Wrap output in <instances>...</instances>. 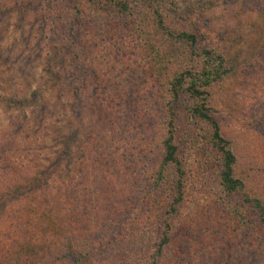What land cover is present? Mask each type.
<instances>
[{
  "label": "trees",
  "instance_id": "obj_1",
  "mask_svg": "<svg viewBox=\"0 0 264 264\" xmlns=\"http://www.w3.org/2000/svg\"><path fill=\"white\" fill-rule=\"evenodd\" d=\"M55 1L51 28L83 78L76 32L93 41L110 23L134 33L152 88L140 99L152 109L134 106L114 122L109 92L63 118L48 164L0 184V264H190L209 230L224 254L236 247L264 264V198L247 190L213 107L215 85L255 64L229 63L201 13L213 0ZM202 170L214 182L199 190ZM197 196L208 208L202 222Z\"/></svg>",
  "mask_w": 264,
  "mask_h": 264
},
{
  "label": "rangeland",
  "instance_id": "obj_2",
  "mask_svg": "<svg viewBox=\"0 0 264 264\" xmlns=\"http://www.w3.org/2000/svg\"><path fill=\"white\" fill-rule=\"evenodd\" d=\"M55 4V0H0V184L20 180L48 164L60 143L63 118L74 111L83 113L89 97L96 96L98 101L113 93L110 113L116 111L114 122L134 106L151 113V99L145 98L146 103L140 99L152 88L139 70L143 59L134 33L124 24L110 23L100 37L92 35L93 41L88 30L76 32L83 37L87 53L88 67L84 69L88 71L83 78L59 45L61 33L54 34L55 28H51ZM199 6L197 3L195 10ZM201 13L230 64H255L215 85L213 107L223 134L233 145L238 166L247 172V190L264 198V77H255L254 72L259 62L264 65V0H213ZM73 48L77 50L78 45ZM131 92L138 99L128 105L122 97ZM128 125L132 128V123ZM80 139L77 135L76 140ZM208 171L197 174L201 175L199 190L214 182ZM196 198L197 217L202 222L208 208L202 197ZM199 234L202 243L190 264H261L236 247L224 254L210 230Z\"/></svg>",
  "mask_w": 264,
  "mask_h": 264
}]
</instances>
